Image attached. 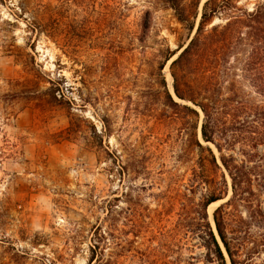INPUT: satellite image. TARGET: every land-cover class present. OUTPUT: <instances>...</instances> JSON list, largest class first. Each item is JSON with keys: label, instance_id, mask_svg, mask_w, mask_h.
Returning a JSON list of instances; mask_svg holds the SVG:
<instances>
[{"label": "rangeland", "instance_id": "obj_1", "mask_svg": "<svg viewBox=\"0 0 264 264\" xmlns=\"http://www.w3.org/2000/svg\"><path fill=\"white\" fill-rule=\"evenodd\" d=\"M189 35L164 0H0V264H194L205 251L168 234L203 194L194 116L165 103L160 73Z\"/></svg>", "mask_w": 264, "mask_h": 264}, {"label": "trees", "instance_id": "obj_2", "mask_svg": "<svg viewBox=\"0 0 264 264\" xmlns=\"http://www.w3.org/2000/svg\"><path fill=\"white\" fill-rule=\"evenodd\" d=\"M164 1L190 31L185 43L167 48L160 65L165 103L194 116L197 161L191 181L194 191H203L198 203H184L168 234L180 241L181 250H205L192 254L194 264H264V3L206 0L196 25L202 0ZM148 19L149 12L144 28L150 27ZM183 47L170 64L176 99L163 69ZM200 112L208 144L198 136ZM226 172L232 196L214 210L212 222L208 206L229 193ZM254 177L262 182L260 192L245 188Z\"/></svg>", "mask_w": 264, "mask_h": 264}, {"label": "water", "instance_id": "obj_3", "mask_svg": "<svg viewBox=\"0 0 264 264\" xmlns=\"http://www.w3.org/2000/svg\"><path fill=\"white\" fill-rule=\"evenodd\" d=\"M206 1V0H205ZM204 1V2H205ZM204 2H202V5L204 4ZM184 49V47L183 48H180L178 51H177V53H175V55L173 56V58H172V60L171 61H173L180 53H181V51ZM173 93H174V91H173ZM175 94V93H174ZM202 125V124H201ZM201 125H200V136H202V133H201Z\"/></svg>", "mask_w": 264, "mask_h": 264}, {"label": "bare ground", "instance_id": "obj_4", "mask_svg": "<svg viewBox=\"0 0 264 264\" xmlns=\"http://www.w3.org/2000/svg\"><path fill=\"white\" fill-rule=\"evenodd\" d=\"M169 79H170V78H169ZM220 201H221V200H219V201H215V202H212V203L209 205L208 209H209V211H210V215H212L211 213L213 212L215 205H216L218 202H220Z\"/></svg>", "mask_w": 264, "mask_h": 264}]
</instances>
